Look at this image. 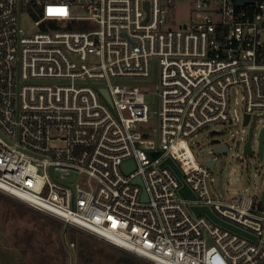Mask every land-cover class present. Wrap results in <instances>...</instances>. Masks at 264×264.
I'll use <instances>...</instances> for the list:
<instances>
[{"label": "built area", "instance_id": "1", "mask_svg": "<svg viewBox=\"0 0 264 264\" xmlns=\"http://www.w3.org/2000/svg\"><path fill=\"white\" fill-rule=\"evenodd\" d=\"M173 3L0 0V193L154 264H264V186L218 198L190 140L264 118V0H193L176 28ZM153 63L158 130L134 84Z\"/></svg>", "mask_w": 264, "mask_h": 264}, {"label": "rangeland", "instance_id": "2", "mask_svg": "<svg viewBox=\"0 0 264 264\" xmlns=\"http://www.w3.org/2000/svg\"><path fill=\"white\" fill-rule=\"evenodd\" d=\"M195 18L193 0H174L166 26L176 28ZM19 20L25 27L32 25V20L23 13L19 14ZM157 82L158 70L155 63L152 64L149 80L134 81L135 85H141L145 91L150 114L149 125L155 130L159 128V96L155 90ZM233 99L232 107L238 109L241 118L240 93H235ZM241 122L240 119L233 124L213 123L190 139L200 160L211 157H202V154L211 150L214 144H227L226 152L215 155L217 164L213 168L218 175V165H222L220 175L225 190L223 196L216 188L218 176L215 182V194L221 199H229L234 193L253 194L264 186V149L263 158L260 159L257 148V134L264 118L256 123L251 141L253 152L246 155L243 154V145L247 139L249 124L243 126ZM80 238L87 240L94 250L95 254L93 257L90 255L89 261L82 260L77 251ZM70 242L74 243L73 247H70ZM123 256L129 258L130 264H154L86 231L64 226L56 219L0 193V264H123L119 261Z\"/></svg>", "mask_w": 264, "mask_h": 264}, {"label": "water", "instance_id": "3", "mask_svg": "<svg viewBox=\"0 0 264 264\" xmlns=\"http://www.w3.org/2000/svg\"><path fill=\"white\" fill-rule=\"evenodd\" d=\"M101 92L103 93V95L105 96V98L109 101V96L107 94V91L105 89H101ZM257 115H253L252 116V120H251V123L249 124V129H248V138L245 140V143L243 145V154L246 155V154H251L252 153V145H251V137H252V130L254 128V125L256 123V119H257ZM248 121H249V114H244V118H243V121H242V124L245 126V125H248ZM263 141H264V123L262 124V127L260 128L259 130V133H258V153H259V157L260 159H262V144H263ZM215 143V142H214ZM228 149V146L227 144L225 143H216L213 145L212 149L209 150V151H206L202 154V157H208V156H214L215 154H221V153H224L226 152ZM157 152H152V155H156ZM215 162V159L213 157H208L207 160L204 161V163L211 167ZM169 164L172 169L175 170V172L179 175L180 172L178 170V168L176 167L175 163L170 159V158H167L165 159L161 165L163 164ZM127 165H123V167H126ZM221 169V165L218 167V170ZM134 181L136 182H139V178H135ZM218 186L221 187V176L218 175ZM179 192L181 195H184V196H192L191 193H189L187 191V189L185 187H181L179 189ZM142 196L143 198H145V193L143 192L142 193ZM262 205H264V199L262 201ZM191 208L193 209L194 212L196 213H205L208 217H210L212 220H214L215 222H218L226 227H229L231 229H233L234 231L240 233V234H243V235H247L245 232H243L242 230L238 229V228H235V227H232L224 222H221L220 220H218V218L213 214V212L208 209L207 207L205 206H191Z\"/></svg>", "mask_w": 264, "mask_h": 264}, {"label": "trees", "instance_id": "4", "mask_svg": "<svg viewBox=\"0 0 264 264\" xmlns=\"http://www.w3.org/2000/svg\"><path fill=\"white\" fill-rule=\"evenodd\" d=\"M35 17V16H34ZM78 253L82 256V260L84 261H89L90 259V255L93 257L94 250L92 249V247L90 246L89 242L87 240H84L83 238H80L78 240ZM123 264H130L131 261L129 260V258L127 256H123L121 258H119Z\"/></svg>", "mask_w": 264, "mask_h": 264}, {"label": "flooded vegetation", "instance_id": "5", "mask_svg": "<svg viewBox=\"0 0 264 264\" xmlns=\"http://www.w3.org/2000/svg\"><path fill=\"white\" fill-rule=\"evenodd\" d=\"M254 129H255V125H254V128L252 130V137H251V141H252V138L254 137ZM259 133V132H258ZM247 138H248V134H247ZM257 142H258V134H257ZM262 158H263V149H264V141H263V144H262ZM258 148V147H257ZM253 152V151H252Z\"/></svg>", "mask_w": 264, "mask_h": 264}]
</instances>
